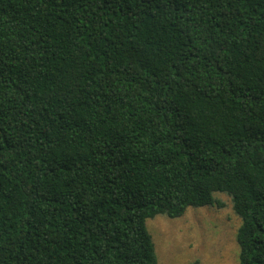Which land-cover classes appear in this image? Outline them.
Masks as SVG:
<instances>
[{"label":"trees","instance_id":"trees-1","mask_svg":"<svg viewBox=\"0 0 264 264\" xmlns=\"http://www.w3.org/2000/svg\"><path fill=\"white\" fill-rule=\"evenodd\" d=\"M217 194L264 264V0H0V264H158Z\"/></svg>","mask_w":264,"mask_h":264},{"label":"rangeland","instance_id":"rangeland-1","mask_svg":"<svg viewBox=\"0 0 264 264\" xmlns=\"http://www.w3.org/2000/svg\"><path fill=\"white\" fill-rule=\"evenodd\" d=\"M216 199L220 208H189L178 219L157 216L146 222L158 264H237L240 220L226 195Z\"/></svg>","mask_w":264,"mask_h":264}]
</instances>
